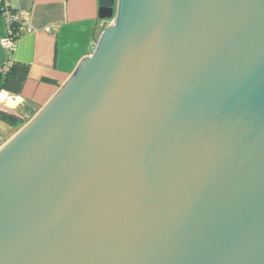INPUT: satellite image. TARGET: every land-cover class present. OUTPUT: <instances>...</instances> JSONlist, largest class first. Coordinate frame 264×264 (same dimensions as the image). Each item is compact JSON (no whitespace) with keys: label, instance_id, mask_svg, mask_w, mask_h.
<instances>
[{"label":"water","instance_id":"1","mask_svg":"<svg viewBox=\"0 0 264 264\" xmlns=\"http://www.w3.org/2000/svg\"><path fill=\"white\" fill-rule=\"evenodd\" d=\"M98 5L0 146V264H264V0Z\"/></svg>","mask_w":264,"mask_h":264},{"label":"crops","instance_id":"2","mask_svg":"<svg viewBox=\"0 0 264 264\" xmlns=\"http://www.w3.org/2000/svg\"><path fill=\"white\" fill-rule=\"evenodd\" d=\"M9 7L29 13L31 31L22 28L12 50L0 46V67L11 69L0 76V107L26 120L92 53L107 22L98 19V0H9ZM6 35L0 17V42Z\"/></svg>","mask_w":264,"mask_h":264},{"label":"built area","instance_id":"3","mask_svg":"<svg viewBox=\"0 0 264 264\" xmlns=\"http://www.w3.org/2000/svg\"><path fill=\"white\" fill-rule=\"evenodd\" d=\"M0 17L5 23L7 30V35L1 40L0 46L6 50H12L17 39L22 35V28L23 32L29 33L31 31L28 25L29 13L21 9L12 10L9 7V0H0ZM106 22L107 27L114 23L113 20ZM10 70L8 64H3L0 67V76H7Z\"/></svg>","mask_w":264,"mask_h":264},{"label":"trees","instance_id":"4","mask_svg":"<svg viewBox=\"0 0 264 264\" xmlns=\"http://www.w3.org/2000/svg\"><path fill=\"white\" fill-rule=\"evenodd\" d=\"M10 74V73H9ZM8 76V75H7ZM3 87V82L0 83V89ZM27 121L22 119L20 116L12 113L11 111L0 107V124L5 126L9 130L17 131Z\"/></svg>","mask_w":264,"mask_h":264},{"label":"rangeland","instance_id":"5","mask_svg":"<svg viewBox=\"0 0 264 264\" xmlns=\"http://www.w3.org/2000/svg\"><path fill=\"white\" fill-rule=\"evenodd\" d=\"M30 119V118H29ZM29 119H26L29 120ZM16 131L14 130H9L7 129L5 126L1 125L0 127V136H1V140H0V146L5 142L7 141Z\"/></svg>","mask_w":264,"mask_h":264}]
</instances>
